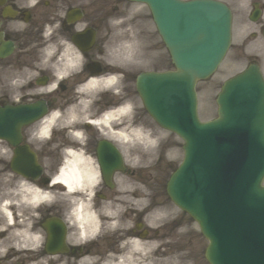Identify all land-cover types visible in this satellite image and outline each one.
Here are the masks:
<instances>
[{
    "label": "flooded vegetation",
    "instance_id": "obj_1",
    "mask_svg": "<svg viewBox=\"0 0 264 264\" xmlns=\"http://www.w3.org/2000/svg\"><path fill=\"white\" fill-rule=\"evenodd\" d=\"M222 1L230 8L233 18L229 50L231 62L244 63L246 67L257 66L264 80V0ZM121 3L127 7L129 2L0 0V103H26L42 99L49 103L50 109L64 113L67 100L84 94L79 91L80 87L91 75H109L111 72L104 50L108 46L106 37L111 30L109 20L121 13ZM89 31L90 48L89 44L85 48L74 44L73 38L77 33L81 34L76 38L83 41L82 33ZM70 59L74 60L69 63ZM111 94L110 89L105 90V96ZM102 110L97 105L90 114L97 116ZM62 127L63 124L51 126L43 139L33 130L35 126L21 128L20 144L32 149L43 168L35 178L24 177L11 169L14 146L7 141L1 142L5 171L0 179V205L6 208L5 212L8 211L11 219H0V264H117L120 252L119 249L116 252L118 236L101 232L92 237H83L72 222L73 199H84L89 187L83 185L72 193L74 196L67 195L53 178L75 155H80L95 168L101 139L119 152H122L121 145L113 135L105 133V138L99 137L89 124L77 126L81 129L77 131L79 138L73 137V130H63ZM126 171L127 175L133 173L132 169ZM116 175L121 174L113 173L112 187L102 179L96 187H90L94 196L89 207L98 216L104 210L102 203L116 195L120 184ZM31 189L47 193L49 201L36 207L37 217L32 220L36 240L29 243L21 241V237L16 235L18 226L11 223L16 224L21 220L17 218L22 214L18 210L24 208L23 196ZM48 217L64 224L62 246L66 251H46V233L42 224Z\"/></svg>",
    "mask_w": 264,
    "mask_h": 264
},
{
    "label": "water",
    "instance_id": "obj_2",
    "mask_svg": "<svg viewBox=\"0 0 264 264\" xmlns=\"http://www.w3.org/2000/svg\"><path fill=\"white\" fill-rule=\"evenodd\" d=\"M139 1L147 3L156 28L176 66V71L140 75L137 78V89L151 116L162 126L179 132L189 144L190 153L193 147L199 149L206 145V133L210 134L213 130L224 128L229 124L231 118L234 119L237 116V113L238 119L245 117L243 121L249 122H257L259 116H264V100L256 96L257 80L241 75L228 82L226 86L228 89L226 92L224 89L221 93L219 115L224 114L221 125L219 127H214L215 123H212L211 126L201 125L197 121L194 84L196 80L206 78L214 71L227 49L230 35V13L226 6L209 0ZM236 98L240 104L249 103L239 107L231 117L226 114V107L229 108ZM38 111L36 108V114L39 113ZM14 112L19 113L21 117L26 113L25 109ZM12 113L13 110H10L9 114ZM9 114L5 109L0 108V137L6 132L3 123L4 119H10ZM241 124L240 121L235 123L238 127ZM237 134L238 132L234 131L229 135ZM201 152L202 150L198 151V153ZM230 170L232 173L238 172L233 164H231ZM248 171L244 176L246 181L244 179L239 181V184H243L240 189H243L245 184H249L250 187L253 186L247 192L248 195L253 194L251 191L260 193L261 189L258 185L260 177L264 174V159L260 162L258 170L252 169L250 173ZM178 180H182V177ZM173 181L174 177L168 184V192L175 198L172 189ZM194 218L198 219L197 216ZM206 257L210 259L208 250ZM212 264H223V260L215 258Z\"/></svg>",
    "mask_w": 264,
    "mask_h": 264
},
{
    "label": "rangeland",
    "instance_id": "obj_3",
    "mask_svg": "<svg viewBox=\"0 0 264 264\" xmlns=\"http://www.w3.org/2000/svg\"><path fill=\"white\" fill-rule=\"evenodd\" d=\"M146 12L147 10L143 6H138V17L133 20V22L139 23V34L136 32V37L132 46V49L133 51H135L136 54L135 59H131V63L133 61L135 62L132 65V72L134 73H138L139 71L144 69H161L167 67L165 61L162 62L160 59V52L156 50V48H154V44L157 41L160 42L157 34H154V27L151 24V21H149V19H144V16L141 14L143 13L144 15H146ZM123 34L127 35L126 32ZM133 34L135 36L134 31ZM122 40L123 37L120 39V43L118 45L119 51H123V47L125 45V42H122ZM111 44L113 46L116 45L117 42L113 43L111 41ZM150 45H152V47ZM122 54L124 55V52H122ZM150 59L156 61V63L158 64L154 62L148 63L151 62ZM160 62L163 64L161 65ZM239 69H241L240 65L233 66L229 64L228 61H224L223 64L220 66L219 70L213 75L211 79L205 82L198 83V112L201 120H208L212 116H214V97L217 93L219 84L224 79L233 75L236 71H239ZM126 83L127 89H130V94L132 97L131 101L134 107L133 111H135V113L138 114L139 117V122L136 123L137 128L140 129L143 133L145 132L146 128L154 129L155 126L153 125L151 120L148 119L146 116L144 117L143 115L142 105L135 92L133 81L128 78ZM164 138L166 139L163 141V145H165V147H167L170 152L168 154V152L166 151L165 155H167L168 158H164L161 164H159L160 161H158L153 166V172H151V176H153V180H155L156 182L153 181L152 183V179H150L149 183L147 184V186L150 188L153 185V196L149 194V192H141L139 194V196L142 198L147 197L148 200L153 199V205H151L150 213L147 212V214H145L146 217L144 213H141V215H143L144 221L152 227L154 236H158L157 239L161 240L162 243L159 246H163V248L159 247L157 249V257H159V259L154 258L153 264H166V261L168 264L169 259H173L174 257L179 260L180 264H196L197 257H199V264H207L203 257V247L206 245V240L201 237L197 225L192 224L191 226L189 223H187L188 225H186L185 220L187 219L185 217H182L179 210H177L175 207L174 212L170 216L168 215L169 210H166L165 213L158 214L153 218V210L159 208L158 206L172 205L170 200L167 199L165 192L163 191V186L171 169L179 163L182 153L180 141L170 136H165L163 137V139ZM127 147L128 145L124 146V148ZM146 173H148V170L146 171ZM159 188L161 189V194L159 192ZM155 189L157 190L155 191ZM120 202L121 209H123L124 206L126 207V205H128L133 206L134 208H136L135 210L137 211V209H140L142 207L141 205H138V199H132L130 201L128 197L121 196ZM181 226H184V231L181 234H177L176 230L181 228ZM200 237L202 238V240L200 239ZM159 250L162 251V257L160 256V254H158Z\"/></svg>",
    "mask_w": 264,
    "mask_h": 264
},
{
    "label": "bare ground",
    "instance_id": "obj_4",
    "mask_svg": "<svg viewBox=\"0 0 264 264\" xmlns=\"http://www.w3.org/2000/svg\"><path fill=\"white\" fill-rule=\"evenodd\" d=\"M119 36H121V32H119ZM132 40L128 39L126 41V49L128 50L127 55H131V43ZM129 55V57H130ZM132 57V55H131ZM99 79L92 78L90 81L87 82V86L90 87L96 83H98ZM107 81H110L109 77H106ZM112 80V79H111ZM122 99L119 102V105L109 111L108 113H105L104 117L101 120V123L110 124L115 123L117 125L120 131L125 130L121 126L122 124L120 122H117V120L120 119L121 115H125L126 113H129L131 110V101L129 99L125 100ZM75 112V110H74ZM49 119H46L43 123V127L46 128L48 125ZM113 127H110L112 129ZM114 129V128H113ZM122 138H129L128 134L123 133L121 134ZM152 135V134H151ZM150 135V136H151ZM150 142H152L150 140ZM83 158L80 155H75L72 157V159L69 161V164L65 169L62 170V173L55 178L56 181L63 183L66 185V187L71 190L75 188L76 186L86 185V187H90L94 180H96V173L94 171H90L87 168H83ZM27 195L31 197V199H39V198H45L47 194L36 191L34 189L28 190ZM89 196V193L87 194ZM164 210H167L166 207L157 208L153 211V216H156L158 214H162ZM74 217L76 220V223L80 226V233L82 235H86L90 233L91 229H96L99 226H103V222H100V219H97V217L87 208L86 205L83 204H76L75 208L73 210ZM105 220H110L109 218H105ZM108 222V221H107ZM105 224V223H104ZM108 224H113V222H108ZM136 246H138L137 242L135 243ZM119 259H122L120 256ZM122 263V262H121ZM169 264H180L179 260L174 257L173 259H169Z\"/></svg>",
    "mask_w": 264,
    "mask_h": 264
}]
</instances>
